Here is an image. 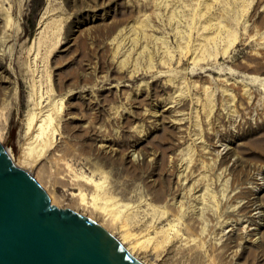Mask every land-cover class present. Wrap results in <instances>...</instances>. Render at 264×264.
I'll use <instances>...</instances> for the list:
<instances>
[{
    "label": "rangeland",
    "instance_id": "1",
    "mask_svg": "<svg viewBox=\"0 0 264 264\" xmlns=\"http://www.w3.org/2000/svg\"><path fill=\"white\" fill-rule=\"evenodd\" d=\"M0 36L13 163L35 84L60 104L69 176L103 182L130 230L181 234L145 242L142 261L154 248L157 264H264V0H0ZM44 182L76 214L74 196L92 197Z\"/></svg>",
    "mask_w": 264,
    "mask_h": 264
},
{
    "label": "water",
    "instance_id": "2",
    "mask_svg": "<svg viewBox=\"0 0 264 264\" xmlns=\"http://www.w3.org/2000/svg\"><path fill=\"white\" fill-rule=\"evenodd\" d=\"M0 264H141L91 220L51 206L0 145Z\"/></svg>",
    "mask_w": 264,
    "mask_h": 264
},
{
    "label": "bare ground",
    "instance_id": "3",
    "mask_svg": "<svg viewBox=\"0 0 264 264\" xmlns=\"http://www.w3.org/2000/svg\"><path fill=\"white\" fill-rule=\"evenodd\" d=\"M4 39L5 38L1 37V40ZM33 88L34 100L32 104L34 111L30 112L27 118L25 126L26 130L24 133L25 141L24 144H22L21 156L19 155L20 158H18V160H21L19 161L21 164H27L25 167L30 165V169L35 172V175L33 176V174H31L30 169H23L18 166L19 162L18 164L13 163L12 157L7 151H5L12 165L31 175L47 194L50 205L55 206L57 209H61L59 207V199L52 192L51 188H46V181L44 182V178L47 179V182H50L53 179L58 180L61 184L70 182V185L78 187L79 189L83 186H88L90 191H92V197L90 199H86L81 193L74 196L75 206L83 212L82 214H77L91 220L104 229L109 235L116 238L122 245L123 249L133 259L139 261L141 264H157V257L153 254L154 248L160 246L161 243L163 244L170 241L172 231V239L174 238L178 243L182 242L183 239L181 238L179 231L174 230L173 226H169V228L164 230L158 229L153 223L146 224L142 229L139 228L140 230L132 231V229L130 230V228H128V225L130 224L129 216L131 214L130 207L128 205L119 206V204L114 201L113 197L107 193L103 182H94L91 179L83 177L71 178L68 174V167L61 161L65 148H60L55 140L57 127L62 124L63 119L60 104L56 103L53 108H47V102L46 105L42 104V97L39 93V89H36L35 84L33 85ZM47 162L52 164L49 165L53 167V171L51 170V166L50 169H47ZM92 219H95L96 221ZM115 233L118 235L116 236ZM157 238H162V241H160L161 243L157 241ZM150 241H155V247L150 251L144 252L143 255L151 260V262L142 261L140 258L141 248L145 242ZM189 242L190 241H186L185 245ZM195 247L201 250L203 246L201 243H196ZM142 249L146 250L147 248L145 249L144 247Z\"/></svg>",
    "mask_w": 264,
    "mask_h": 264
}]
</instances>
